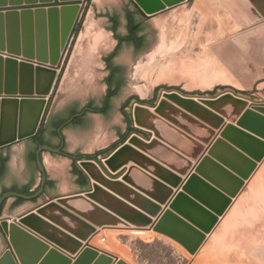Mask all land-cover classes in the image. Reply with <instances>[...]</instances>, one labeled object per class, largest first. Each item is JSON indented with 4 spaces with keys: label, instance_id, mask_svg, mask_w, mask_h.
<instances>
[{
    "label": "water",
    "instance_id": "water-1",
    "mask_svg": "<svg viewBox=\"0 0 264 264\" xmlns=\"http://www.w3.org/2000/svg\"><path fill=\"white\" fill-rule=\"evenodd\" d=\"M85 1L0 0V52L9 54H0V97L8 96L0 100V148L36 136L25 141L24 145L25 169L22 175L27 186H23L14 168L16 155L12 145L0 149V227L9 237L10 244V248L0 256V264H37L41 254L49 249L44 240L72 253L71 250L80 246L76 239L87 241L97 229L133 226L139 229H131L134 230L132 234L141 235L142 228H149L150 221L114 196L154 217L159 207L130 188L150 198L143 181H152L161 187L163 185L137 168L150 170L156 175H159L158 171L166 172L149 158L164 164H169L173 157L185 161L172 150L178 149L179 138H185L182 131L189 133L191 126L199 124L192 118L206 124L214 123L216 127L226 119L237 123L239 128L231 125L226 127L222 135L226 143L221 140L216 142L195 175L190 177L183 192L177 194L170 210L165 211L153 227L155 232L172 238L195 255L233 201L246 189V182L251 179L258 164L264 161V104H252L251 109L247 110L249 100L236 95L232 88H226L227 91L218 97L188 96L178 90H164L159 101L147 102L139 98L133 106L132 131L109 156L93 159L70 156L94 182L90 186L92 193L49 201L35 213L20 219L2 216L3 205L8 199L16 197L34 201L44 195L47 175L42 153L48 151L66 155L62 151L63 141L59 135L62 128L87 110L102 111L105 107L107 95L103 92L70 100L50 113L45 129L40 132L62 77L58 67ZM133 1L148 16L187 2L193 4V0ZM220 1L243 28L262 20L256 9L264 16L261 4L255 0L251 1L256 9L246 0ZM38 3L44 5L38 6ZM46 7L50 8L48 12L41 10ZM32 9L37 10L32 12ZM3 11L7 13L4 15ZM108 17L113 27L106 28L114 34L117 45L129 35L131 26L140 27L138 10H129V4L115 10L113 15L100 16L99 20ZM115 22H119L116 28ZM251 40L255 42L251 44ZM210 49L244 90L253 93L264 74V25L241 33L232 40L226 38L219 41ZM107 59L104 58L97 69L110 71L108 77L99 80L100 84L106 82L109 87L108 79L112 72ZM32 61L39 64L35 65ZM16 95H21V99L11 97ZM152 132L154 139H150ZM144 140H149V143ZM130 162L134 165L129 167L122 181H113L114 178L105 176L104 172L108 173V169L115 173ZM184 163L188 164L186 161ZM38 170L41 172V182L35 191L29 192L36 184ZM116 217L131 225H126ZM9 221L12 223L9 224ZM2 233L0 229V235ZM67 258L58 249H53L42 264H49L53 259L66 263ZM94 258L96 264L113 263L111 255L87 244L74 264H88ZM115 264L127 263L116 258Z\"/></svg>",
    "mask_w": 264,
    "mask_h": 264
},
{
    "label": "crops",
    "instance_id": "crops-1",
    "mask_svg": "<svg viewBox=\"0 0 264 264\" xmlns=\"http://www.w3.org/2000/svg\"><path fill=\"white\" fill-rule=\"evenodd\" d=\"M107 0H91V2L87 5V2H84V8L82 13L80 14L79 20L77 23H81V20L83 19L84 15L87 13V21L90 23L86 26L85 30H83L80 35L83 33V38H85L88 34V37L84 40L86 42L88 38L92 35L93 26L98 27L100 30H96L95 34L97 37V45L95 46L98 50H101L103 47L106 48V46H109L108 44V33H110L113 37V42H111L112 48L109 52L105 53L103 56H101L100 64L103 61L104 58H109L116 45L117 41L115 39L114 34L106 27H113L111 18H104L100 19L99 17L105 14L113 15L115 10H107V11H100L98 8H93L92 5L94 4H102ZM125 2V4H129V10H138L139 15V21H140V27H143L140 29L139 37L145 38V45L141 49H137L135 45L128 43L125 41L128 36L123 38L121 42L116 47V50L114 53L119 49V52L117 55L110 61V64L116 68L119 69L120 72L112 73L109 77L108 81L111 79L112 81L116 82H124V69L125 65L122 62H118V56L120 55V52L122 49H130L133 51V53L138 54L142 52L147 46V39L145 36V27L144 24L146 21H149L151 18H155L156 16H159L162 13H165L169 10H173L175 8H179L184 4H181L179 6L167 9L165 11H162L158 14L148 16L145 14V12L133 1V0H122ZM250 3L251 7L253 9H256V7L253 5L254 3L251 0H246ZM259 5L261 4L262 9L264 10V0H255ZM211 10L213 11L212 19V29H213V41L212 45L215 43H218L219 41H222L224 39H230L232 40L233 37L245 33L247 31H250L254 28L260 27L264 25V16L263 14L255 10L258 15L262 18V20L254 25H251L248 28H243L240 23L237 21L235 16L225 7V5L220 0H210ZM62 3V2H60ZM53 4V2L51 3ZM49 4V5H51ZM38 6L44 5L41 3L37 4ZM48 5V4H46ZM87 5V6H86ZM86 8V9H85ZM50 8H42L44 12H48ZM57 9H61V7H58ZM37 9H32V12H35ZM18 12L21 13V10ZM4 15L7 13L6 11L2 12ZM86 21V22H87ZM109 22V23H108ZM104 29L100 28V25H102ZM87 33V34H86ZM79 35V37H80ZM75 35H72L68 44V47H70L71 42L73 41ZM106 40V41H105ZM84 42H79V46H81ZM255 41H250L251 44ZM94 44V43H93ZM93 46V45H92ZM67 47V48H68ZM252 47V45H251ZM94 47H91L92 49ZM167 49V47H165ZM0 54H3L5 56H8L9 54L6 52H0ZM67 54V53H66ZM64 55V54H63ZM91 56V55H90ZM93 56V55H92ZM92 56L90 57L92 59ZM212 63L214 65H224L217 56L212 52L211 56H208ZM20 60H23L22 57H17ZM198 58V57H197ZM35 65L39 64L36 61H32ZM107 62V60H106ZM96 63V62H95ZM198 63V62H197ZM203 63V61H202ZM90 64H93V61H90ZM65 65V58L62 57V63L58 67L61 71L63 70ZM107 65L109 66L108 62ZM49 66V65H47ZM110 74L109 70H105L103 77H94L93 79L95 81H103L105 77H108ZM120 74V75H119ZM137 74V75H136ZM135 76H138L137 73V67ZM140 76V75H139ZM224 79L222 81H218V78L213 79L214 83V91L217 87H222V89L217 90L216 92L210 93V94H201V93H192V92H186L180 89H177L184 95L188 96H196V95H202L207 97H218L225 91H227L226 88H232L236 95L241 96L243 98H246L249 100L250 105L248 106L247 110H250L252 107V104H264V74L262 79H260L256 86L253 93L247 92L244 90L240 82L233 76V74L228 73L226 75L222 76ZM224 80V81H223ZM36 81V79H35ZM218 81V82H217ZM223 82V83H221ZM221 83V84H220ZM106 85V90L109 88ZM123 85L120 88L119 93L122 90ZM115 88V87H114ZM113 90V88H112ZM172 90V89H171ZM117 94V96L119 95ZM104 95H107V92H105ZM21 95L11 96V97H20ZM113 97L109 103V105H105L104 109L102 111H89L87 110L85 114L82 116L76 118L72 123L68 124L64 128H62L61 132H59V135L62 137L63 141V153L66 155H59L55 153H51L48 151H44L42 153V163L45 168V172L47 175V183H46V190L42 197H40L37 200L34 201H26L21 198L12 197L8 199L2 208V216L12 219H20L30 213H35V211L42 207L44 204H46L49 201H56V199L59 198H65V197H73V196H85L87 193H92L90 186L94 183L88 175L83 171V169L78 165V162L75 161L70 156H76V157H90L100 154L99 158L107 157L109 156L118 146L119 144L125 140L127 137L130 129L132 128V122L131 118L128 115V109L129 107L133 106V103L128 107L124 108L122 111H120V117L124 120V124H115L112 123L109 126H106L108 122L111 119V116L114 112V98ZM4 97H8L7 95H3L0 97L1 99H4ZM56 98L57 96H54L51 109L48 113L47 118L44 121V124L42 125V128L40 132L45 129L47 120L49 118V115L51 112H53L55 109H57L59 106L56 105ZM137 98H135L136 101ZM148 102V101H147ZM86 110V109H84ZM153 112L154 110L151 109ZM220 118V116H218ZM194 119L198 125L191 126V132H181L184 136L182 138H179L177 141V147L178 149L172 150L174 153H176L178 156H180L182 159H184L188 164L184 163L185 161H181L180 159L173 157L170 159L169 164L159 163L155 160L149 158L153 163H155L157 166H159L163 171H158L157 173L159 175H156L152 173L150 170H144L143 168L138 167L142 173L145 175H148L150 178L154 179L163 187L153 183L152 181H143L145 183V189L149 193V196H145L144 194H141L137 190L132 191L143 197L145 200L150 202L152 205L159 207V211L154 217H150L147 214H144L141 210H139L138 206H133L128 204L127 202L119 199L118 197L114 196L119 201L123 202L125 205L129 206L131 209L135 210L137 213L143 215L146 217L150 223L148 224L149 228H142L141 235H133L132 232L134 230L131 229H139L135 228L133 226H130V228H107V229H97L96 233L93 234L87 241L85 240H77L80 243V246L72 253L66 252L64 250L59 249L54 244L48 242L47 240H44L46 243H48L49 249L46 250L41 254L39 257L37 264H42L44 260L48 257L49 253L53 249H58L61 251L64 255H66L67 262L63 263V261L58 259H53L50 261L49 264H74L78 256L81 254V252L84 250L87 244L90 246H93L97 249L103 250L107 254L111 255L113 257V263H116V258H119L121 260H124L127 264H151L150 260L145 257L141 256L138 252H128V253H121L117 250H114L111 246H107L106 243H112L113 240H121L124 241L127 237L135 236V240L139 239L143 242H147L148 244L161 242L167 246H170L171 248L177 250L181 256L187 257L184 250H186L183 246H181L179 243H177L172 238L165 236L163 234L157 233L154 231L153 227L157 224L159 218L163 215L165 211L170 210V206L173 203L175 197L177 194L182 193L184 187L187 185L190 177L192 175H195L196 170L200 167L202 162L205 158L209 156L210 151L214 147L217 141L221 140L224 141L222 138V135L226 129L227 126L231 125L233 127L239 128L237 126V123H231L228 120H224L222 124L219 126H215V124H206L202 122L201 120ZM19 122V120H17ZM60 128V129H61ZM59 129V131H60ZM36 136L32 137L35 138ZM32 138L22 140L15 142L13 144L7 145L5 147L11 146L13 147L14 153L16 155V160L14 163V168L23 184V186H27V183L22 175L23 170L25 169V163L23 161L24 157V145L25 141L30 140ZM187 138V139H186ZM150 139H154L153 132ZM144 142L149 143V140H144ZM226 143V142H225ZM229 145V144H228ZM2 147V148H5ZM0 148V149H2ZM106 154H101V153ZM69 155V156H68ZM83 158V157H82ZM168 163V162H167ZM134 164L130 162L129 164L123 166L120 168L117 172L112 173L109 169L107 170L108 173L104 172L105 176L110 179V177L114 178L113 181H122V177L127 173L130 166H133ZM137 167V166H136ZM264 168V161L260 164H258V168L251 177L249 181L246 182V189L250 186L253 179L261 172V170ZM154 169V168H153ZM152 170V169H151ZM155 171V170H154ZM37 180L36 184L29 190V192L35 191V189L39 186L41 182V172L38 170L37 173ZM116 177V178H115ZM166 187V188H164ZM243 190L241 193L243 194L245 192ZM107 193H109L107 190H104ZM170 191V193H169ZM113 196V194L109 193ZM168 195V196H167ZM167 197V198H166ZM161 201H165L164 203H161ZM142 203V202H141ZM161 203V204H159ZM144 204V203H143ZM146 207V206H145ZM147 207L152 208L151 205H147ZM148 209V208H147ZM118 220L122 221L126 225L127 224L125 220L116 217ZM81 219V218H80ZM84 221L87 225L92 226L89 222ZM12 221H9V224H11ZM49 223V222H48ZM50 225L54 226L53 224L49 223ZM80 226V225H79ZM56 227V226H54ZM93 227V226H92ZM1 231L3 232L0 235V256L10 248L9 244V237L5 234V232L0 227ZM56 229H59L56 227ZM60 230V229H59ZM62 231V230H60ZM63 232V231H62ZM67 234L66 232H63ZM71 237V236H70ZM105 237L106 242L104 246H99L97 244L98 241L101 240V238ZM75 239V238H74ZM97 260L94 258L92 259L88 264H96Z\"/></svg>",
    "mask_w": 264,
    "mask_h": 264
},
{
    "label": "rangeland",
    "instance_id": "rangeland-1",
    "mask_svg": "<svg viewBox=\"0 0 264 264\" xmlns=\"http://www.w3.org/2000/svg\"><path fill=\"white\" fill-rule=\"evenodd\" d=\"M210 3V0H193L192 5L187 2L151 18L144 24L147 47L138 54L130 49H122L117 60L125 65L124 87L114 98V112L106 126L124 124L119 112L128 108L127 103L132 99L159 101L163 91L171 89L207 95L214 91V78L222 81L225 78L223 75L231 73L225 65H214L208 57L212 54L210 47L213 41V11ZM124 4L122 0H107L92 7L103 12L119 10ZM86 21L87 13L79 25L80 32L75 34L63 55L65 65L54 94L59 107L70 100L89 96L90 93L106 92L104 82L100 84L93 78L104 76L105 71L97 68L101 56L111 50L113 37L108 33L109 46L98 50L95 47L98 46V36L94 34L100 29L95 25L92 35L84 42L89 34L83 38V33H80L90 24ZM100 28L104 29L103 23ZM78 38L79 42H84L81 46ZM90 55H93L92 59ZM141 66V76L136 77V67L138 72ZM220 89L222 87H217L214 92ZM133 106L127 111L130 118ZM97 244L105 245L100 241ZM106 245L124 254L136 251L147 257L151 264H264V168L247 190L233 201L195 255L184 250L185 258L161 242L148 244L135 240V236L127 237L124 241L113 240Z\"/></svg>",
    "mask_w": 264,
    "mask_h": 264
},
{
    "label": "trees",
    "instance_id": "trees-1",
    "mask_svg": "<svg viewBox=\"0 0 264 264\" xmlns=\"http://www.w3.org/2000/svg\"><path fill=\"white\" fill-rule=\"evenodd\" d=\"M87 2V5L91 2V0H86ZM81 23H77V25L75 26L74 28V31H73V35L75 34H78L80 32V25ZM119 25V22H115V28L118 27ZM139 32H140V27L138 25H135L134 27L131 26L129 28V36L128 38L125 39V41H127L128 43L130 44H133L135 45V47L137 49H141L144 47L145 45V38L143 37H139ZM121 42V41H120ZM119 52V49H117V51L115 53H113L108 59H107V62L109 64V69L111 70V72L114 74V73H117V72H120L119 69H116L114 68L111 64H110V61L117 55V53ZM122 82H116V81H112L111 79L108 81V85H109V91L107 93V96L105 98V105H109L111 99L115 96H117V94L119 93L120 91V88L122 86ZM115 87V88H114ZM113 88V90H112ZM74 114V113H73ZM72 114V115H73ZM132 131V129H130ZM101 154H106V153H101ZM100 154L98 155H95V156H90V157H87L88 159H93V157H99Z\"/></svg>",
    "mask_w": 264,
    "mask_h": 264
},
{
    "label": "flooded vegetation",
    "instance_id": "flooded-vegetation-1",
    "mask_svg": "<svg viewBox=\"0 0 264 264\" xmlns=\"http://www.w3.org/2000/svg\"><path fill=\"white\" fill-rule=\"evenodd\" d=\"M120 75V74H119ZM123 85V84H122ZM124 87V86H123ZM123 87H122V89H123ZM122 91V90H121ZM121 93V92H120ZM119 93V94H120ZM135 101V99H132V100H130V101H128V103H127V106L129 107L133 102ZM85 108H89V106H86Z\"/></svg>",
    "mask_w": 264,
    "mask_h": 264
},
{
    "label": "bare ground",
    "instance_id": "bare-ground-1",
    "mask_svg": "<svg viewBox=\"0 0 264 264\" xmlns=\"http://www.w3.org/2000/svg\"><path fill=\"white\" fill-rule=\"evenodd\" d=\"M86 34H87V33H86ZM142 67H143V66L139 67L138 72H137V73H138V76H137V77H140V76H141V73H142L141 70L143 69ZM144 69H145V68H144ZM136 75H137V74H136ZM139 75H140V76H139Z\"/></svg>",
    "mask_w": 264,
    "mask_h": 264
},
{
    "label": "built area",
    "instance_id": "built-area-1",
    "mask_svg": "<svg viewBox=\"0 0 264 264\" xmlns=\"http://www.w3.org/2000/svg\"><path fill=\"white\" fill-rule=\"evenodd\" d=\"M100 242L101 243H105L106 242V238L105 237L101 238Z\"/></svg>",
    "mask_w": 264,
    "mask_h": 264
}]
</instances>
